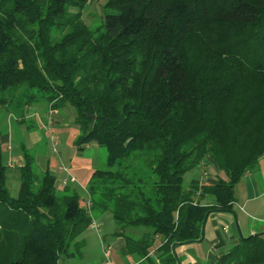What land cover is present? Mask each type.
Wrapping results in <instances>:
<instances>
[{
    "label": "trees",
    "instance_id": "1",
    "mask_svg": "<svg viewBox=\"0 0 264 264\" xmlns=\"http://www.w3.org/2000/svg\"><path fill=\"white\" fill-rule=\"evenodd\" d=\"M86 2L0 0V108L24 122L32 104L70 106L76 150H106L87 186L90 214L26 150L12 196L0 142V264L80 255L78 236L105 211L125 254L149 259L159 237L153 264H179L173 247L200 237L205 213L231 210L236 184L264 156V0H107L93 29ZM206 160L215 178L185 186ZM130 227L146 230L132 237ZM211 264H264V233Z\"/></svg>",
    "mask_w": 264,
    "mask_h": 264
},
{
    "label": "rangeland",
    "instance_id": "2",
    "mask_svg": "<svg viewBox=\"0 0 264 264\" xmlns=\"http://www.w3.org/2000/svg\"><path fill=\"white\" fill-rule=\"evenodd\" d=\"M107 0H87L81 10V18L86 25L90 28H96L103 22V8ZM77 11L72 9V12ZM37 113L24 122L20 121L11 113H7L4 109L0 108V136L8 132L9 138L1 143L4 152L5 160L6 154L9 152H21L24 146L28 152L35 157L36 172L41 175L48 166L50 170H55V185L61 189L64 185L61 183L62 177L67 173L64 171L59 172L56 170L59 166L67 169L69 174L76 178V182H69L68 186L77 189L78 193L85 199L87 197V186L92 178V173L97 169L105 168L106 150L95 142H90L84 145L82 150H76L73 147L74 140L79 136L80 130L74 124L75 111L70 106L59 110H50L45 102L33 104ZM43 117L50 121V125L43 122ZM48 128L56 136V143L53 144ZM34 129V130H32ZM37 140V138H39ZM9 146V149H6ZM55 148L56 152L52 148ZM48 161V162H47ZM261 163V164H260ZM203 166L208 172L210 178H215L216 169L209 164L205 163ZM202 165L194 168L184 174V185L187 186L193 179L202 177ZM254 175L262 183L264 179V161L259 160L258 165L253 170ZM19 176L17 169L7 167V187L12 196L16 195L17 188L14 185V176ZM221 178H225L223 174ZM15 188V189H14ZM97 216V215H96ZM96 221L101 224L100 230L96 231L92 228H87L82 232L77 240L83 242L81 254L71 257H62L61 264H107L103 247H108L111 252L112 264H147L139 263L138 258L132 256H120L113 244L123 239L122 235L116 234L118 227L109 211L100 213ZM234 234L247 237L249 235H242L235 224L231 225ZM144 227H130L124 231L125 235L132 237H139L145 232ZM240 232V233H239ZM161 239L154 242L157 247ZM233 245V244H232ZM230 245V247L232 246ZM229 247V248H230ZM114 248V249H113ZM185 257L194 258L196 264H209L205 258L208 246L205 242L200 244H188L185 246ZM227 249H219L216 255L226 252ZM196 252V254L194 253ZM209 260V259H208ZM153 262V260H152ZM149 264V263H148ZM153 264V263H152Z\"/></svg>",
    "mask_w": 264,
    "mask_h": 264
},
{
    "label": "crops",
    "instance_id": "3",
    "mask_svg": "<svg viewBox=\"0 0 264 264\" xmlns=\"http://www.w3.org/2000/svg\"><path fill=\"white\" fill-rule=\"evenodd\" d=\"M33 106L34 105L32 104L26 108L25 118L31 119L35 115L34 113H37V109ZM42 120L43 122L46 120L44 123L50 125V121L47 120V118L43 117ZM8 138H9V134L7 132L5 133V135L0 136V142L3 143V141L7 140ZM38 139H40V137L37 138V140ZM73 147L76 149L74 144H73ZM6 149L8 150L9 146H6ZM23 150L28 151L23 146L21 149V152L16 151V152H9L6 154L7 160L5 161L7 163V166L10 168L17 169V172H18V167L22 166L24 163L23 155H22ZM260 160L261 162L262 160L264 161V156ZM206 162H208L214 167V165L208 160H206ZM59 167L56 170L61 172L62 170H60ZM51 172L55 175L54 169H52ZM253 172H254L253 170L246 172L245 175L236 184L235 186L236 199H235L232 209L228 211L209 212L208 217L205 222V226H204L203 238L198 242L188 243V244H200L202 242L203 243L205 242V245L208 246V248H206L207 253H205V258L207 261H209V264H211L219 256V254L216 255L219 249L228 250L230 245L232 244L234 245L240 238L239 234H234L233 230L231 229L232 224H235L237 226L238 230L241 232L242 235L244 234L252 235L256 233H264V179L261 183L260 180L257 178L256 175H254ZM65 176L66 175H64V177ZM197 179H203V176ZM212 180L213 178H210L208 174L205 181L210 182ZM13 181H14L13 182L14 185H16L15 187L17 188V192H18L19 176L17 174L14 176ZM206 202H210V198H207ZM98 216L99 215L97 216L93 215V218L96 220ZM159 239L160 238L157 237L155 241ZM160 244H161V241L159 245ZM188 244H184V243L177 244L172 249L174 257L176 258L179 264H196L193 253H192L193 258L192 257L186 258L184 255L185 250H186L185 246H187ZM123 246H124V239H121L120 241L113 244V247L117 250L120 256H130V257L134 256L138 258L139 263L147 262V264L148 263L151 264L152 260L155 263L158 262L155 246H153V248L151 249V251L154 250V252L152 255H149V259L139 258L138 256L134 254H125L122 251ZM194 253L196 254V252ZM105 260L107 264H112L111 252H110V258L107 259L105 257ZM131 263H135V262H129L128 264H131Z\"/></svg>",
    "mask_w": 264,
    "mask_h": 264
},
{
    "label": "built area",
    "instance_id": "4",
    "mask_svg": "<svg viewBox=\"0 0 264 264\" xmlns=\"http://www.w3.org/2000/svg\"><path fill=\"white\" fill-rule=\"evenodd\" d=\"M48 133H49V135H50V139H51L52 143L55 144V143H56V136L51 132L50 129H48ZM52 149H53L54 152H56V150H55L54 147H53ZM203 168H204V167H203ZM59 169L67 173L66 176L63 177V178H62V181H61V183H62L64 186L67 185L69 182H76V178H75L73 175L69 174V173L67 172V169H66V168L60 166ZM202 176H203V179H202V180L205 181V180H206V177H207V172H206L205 168H204L203 171H202ZM84 203H85V206H86V208H87V210H88V213L91 214V212H90L91 201H90L89 195H87V197L84 199ZM91 217H92V219H91V222H90V224H89V228H92V229H94V230H96V231H99V230H100V227H101V224L98 223V222L93 218V216H91ZM103 253H104V256H105L107 259L110 258V249H109L108 247H103ZM152 254H153V251L149 252V253H148V256H149V255H152ZM131 264H134V263H131Z\"/></svg>",
    "mask_w": 264,
    "mask_h": 264
},
{
    "label": "water",
    "instance_id": "5",
    "mask_svg": "<svg viewBox=\"0 0 264 264\" xmlns=\"http://www.w3.org/2000/svg\"><path fill=\"white\" fill-rule=\"evenodd\" d=\"M208 214H209V212L205 213L204 218H203V220H202L201 231H200V237H199L198 239H196V240L186 241V242H184V244L193 243V242H198V241H200V240L203 238V236H204V226H205V222H206V219H207V217H208ZM239 233H240V232H239ZM240 237H242V236H240Z\"/></svg>",
    "mask_w": 264,
    "mask_h": 264
}]
</instances>
